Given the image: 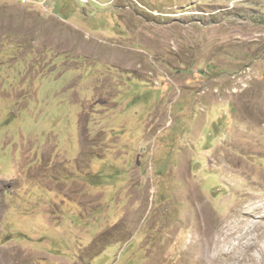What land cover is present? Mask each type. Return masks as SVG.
<instances>
[{"label":"rangeland","instance_id":"rangeland-1","mask_svg":"<svg viewBox=\"0 0 264 264\" xmlns=\"http://www.w3.org/2000/svg\"><path fill=\"white\" fill-rule=\"evenodd\" d=\"M261 186L264 0H0V264H264Z\"/></svg>","mask_w":264,"mask_h":264},{"label":"bare ground","instance_id":"bare-ground-1","mask_svg":"<svg viewBox=\"0 0 264 264\" xmlns=\"http://www.w3.org/2000/svg\"><path fill=\"white\" fill-rule=\"evenodd\" d=\"M232 166H234V165H232ZM233 170H234L236 177H238V176L242 177L243 181H245L246 183H247V181H249V180L246 181L243 174L240 173L242 171V168L235 167ZM247 175L248 174H246V177H247ZM259 181H262L260 175H259ZM246 185H249V184H246ZM260 189L262 191V194H253L252 197L249 198L248 204L244 205L245 206L244 207V210H245L244 217L242 219L237 220L235 224L231 225V228L236 229L240 232V236L237 235V237H236L238 240V246H239V249L241 250V252H243V251L247 252L246 255H243V259L245 258L246 262L249 261L250 263H254L256 260L255 253L249 254L250 251L255 249V250H258L259 252H264V239L260 243V240L264 236V190H263L264 188H262V186H261ZM259 212L261 213V215L257 216V213H259ZM260 219H263V220L259 221ZM231 228L228 229V227H225V226L223 227V229L227 232V234L222 239H224V240L229 239V236L233 232V229H231ZM196 247H197V245H196ZM222 250L223 249L218 248V253H222ZM234 250H238V249L235 248ZM208 254H210V253H208ZM210 256H211V254H210ZM198 260L200 261V259H198ZM206 263L209 264V262H206Z\"/></svg>","mask_w":264,"mask_h":264},{"label":"crops","instance_id":"crops-1","mask_svg":"<svg viewBox=\"0 0 264 264\" xmlns=\"http://www.w3.org/2000/svg\"><path fill=\"white\" fill-rule=\"evenodd\" d=\"M156 116H157V114L155 115V118H156ZM157 121V120H156ZM145 127L147 128V125L145 124ZM145 132V131H144ZM149 133H151V132H149ZM145 134V133H144Z\"/></svg>","mask_w":264,"mask_h":264}]
</instances>
